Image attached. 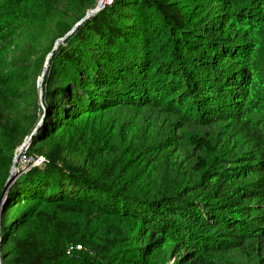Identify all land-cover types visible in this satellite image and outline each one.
Instances as JSON below:
<instances>
[{
  "label": "trees",
  "instance_id": "16d2710c",
  "mask_svg": "<svg viewBox=\"0 0 264 264\" xmlns=\"http://www.w3.org/2000/svg\"><path fill=\"white\" fill-rule=\"evenodd\" d=\"M96 3L0 0L3 263L264 264V0H115L42 105Z\"/></svg>",
  "mask_w": 264,
  "mask_h": 264
},
{
  "label": "water",
  "instance_id": "95a60500",
  "mask_svg": "<svg viewBox=\"0 0 264 264\" xmlns=\"http://www.w3.org/2000/svg\"><path fill=\"white\" fill-rule=\"evenodd\" d=\"M104 1L105 0H99L98 3H96L93 7H91L88 12L86 13V15L80 20L78 21L74 27L72 28L71 31H69L64 37L62 38H59L55 45H54V48L53 50L50 52V54L48 55V58H47V63H46V66H45V69L43 71V81L45 79V76L47 74V70H48V67H49V62H50V59L52 57V55L54 54V52L56 51V49L59 47V45L64 42L67 37L69 35H71L83 22H85L86 20H88L89 18H91L93 15L97 14L99 11L102 10V7H103V4H104ZM43 82L41 83V104L44 105L43 101H44V92H43V86H42ZM45 119V115H42L40 121L38 122V124L36 125V127L34 128V131L33 133L25 140V142L23 143L22 147L20 148L21 150H23L25 147H27L31 140L33 139V136L35 135L36 131L38 130V128L41 126L42 122L44 121ZM19 152L16 154L14 160H13V163H12V166H11V169H10V173H9V176H8V179L6 181V184H5V188H4V197H3V201H2V206H1V212L3 211L4 209V205H5V202H6V199H7V192L8 190L10 189L11 185L13 184V182L16 180V178L19 176V173L17 172V163H18V158H19ZM0 219H1V213H0ZM0 264H4L3 263V256H2V238H1V229H0Z\"/></svg>",
  "mask_w": 264,
  "mask_h": 264
},
{
  "label": "rangeland",
  "instance_id": "374dc122",
  "mask_svg": "<svg viewBox=\"0 0 264 264\" xmlns=\"http://www.w3.org/2000/svg\"><path fill=\"white\" fill-rule=\"evenodd\" d=\"M99 2V0H97V3ZM114 3V2H113ZM112 3V4H113ZM110 4V5H112ZM109 4L107 6H110ZM106 6V7H107ZM46 66V65H45ZM45 66L43 68V71L45 69ZM43 73L42 75L39 77V81L42 83L44 82L43 80ZM28 147H25L23 150L19 149V158H18V163H17V172L19 174L27 171L30 167H32L33 165H37V164H40L41 161H39L40 158H34V157H31L29 156L28 154ZM175 261V259H172L171 263H173Z\"/></svg>",
  "mask_w": 264,
  "mask_h": 264
},
{
  "label": "built area",
  "instance_id": "2783aa9c",
  "mask_svg": "<svg viewBox=\"0 0 264 264\" xmlns=\"http://www.w3.org/2000/svg\"><path fill=\"white\" fill-rule=\"evenodd\" d=\"M114 1L115 0H105L102 9L105 8L108 4L109 5L112 4ZM43 160H44V158L40 157L39 161L42 162ZM80 248H81V245H75V246L72 245L69 247V252L73 251L74 249H80Z\"/></svg>",
  "mask_w": 264,
  "mask_h": 264
}]
</instances>
